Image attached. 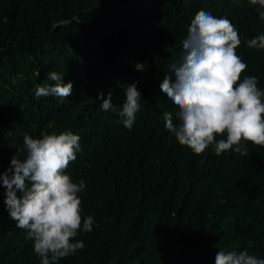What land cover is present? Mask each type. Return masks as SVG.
I'll list each match as a JSON object with an SVG mask.
<instances>
[{"label":"trees","instance_id":"trees-1","mask_svg":"<svg viewBox=\"0 0 264 264\" xmlns=\"http://www.w3.org/2000/svg\"><path fill=\"white\" fill-rule=\"evenodd\" d=\"M257 8L249 0H0V174L26 155L25 135L81 138L66 174L85 182L82 216L95 223L76 237L85 247L57 264H215L219 250L264 259V146L242 141L247 156H218L214 146L195 154L165 128L163 113L176 109L160 90L166 75L175 79L169 65L203 10L232 21L243 76L264 91V50L247 46L264 34ZM50 71L73 83L72 95L36 98L38 85L54 83ZM133 84L141 107L129 130L118 111ZM101 92L112 93L117 111L102 110ZM5 199L0 182V264H40Z\"/></svg>","mask_w":264,"mask_h":264},{"label":"clouds","instance_id":"clouds-1","mask_svg":"<svg viewBox=\"0 0 264 264\" xmlns=\"http://www.w3.org/2000/svg\"><path fill=\"white\" fill-rule=\"evenodd\" d=\"M249 2L258 6L259 19L264 21V0ZM240 45V34L230 19L198 11L182 41L183 55L169 65L175 79L166 75L160 85L176 109L175 113H163L165 128L197 155L214 146L218 156L229 150L247 156L249 150L242 141L264 146V91L258 87L257 77L243 76L248 65L237 54ZM247 46L264 50V34L248 40ZM47 81L54 83L38 85L37 99L72 95L73 83L65 84L57 72L50 71ZM125 94L118 115L131 130L141 107V92L133 84ZM99 98L103 111H117L111 92L107 99L102 92ZM80 139L71 131L43 133L40 138L25 135L20 151L26 155L23 159L14 156L8 170L0 174L9 216L16 227L26 230V238L34 241L40 264H57L75 254L85 247L76 239L78 233L93 231L94 217L82 216L78 195L85 182H73L66 174L77 159ZM215 264H264V259L247 250H219Z\"/></svg>","mask_w":264,"mask_h":264}]
</instances>
